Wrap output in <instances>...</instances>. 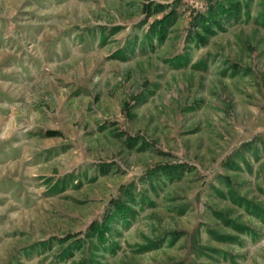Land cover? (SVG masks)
Listing matches in <instances>:
<instances>
[{"label":"rangeland","instance_id":"374dc122","mask_svg":"<svg viewBox=\"0 0 264 264\" xmlns=\"http://www.w3.org/2000/svg\"><path fill=\"white\" fill-rule=\"evenodd\" d=\"M0 264H264V0H0Z\"/></svg>","mask_w":264,"mask_h":264},{"label":"trees","instance_id":"16d2710c","mask_svg":"<svg viewBox=\"0 0 264 264\" xmlns=\"http://www.w3.org/2000/svg\"><path fill=\"white\" fill-rule=\"evenodd\" d=\"M57 131H50V134H56Z\"/></svg>","mask_w":264,"mask_h":264}]
</instances>
